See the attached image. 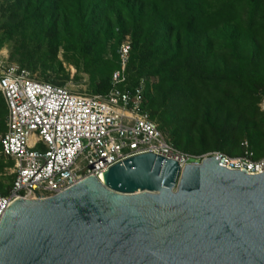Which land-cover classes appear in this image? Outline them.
<instances>
[{
	"label": "trees",
	"instance_id": "trees-1",
	"mask_svg": "<svg viewBox=\"0 0 264 264\" xmlns=\"http://www.w3.org/2000/svg\"><path fill=\"white\" fill-rule=\"evenodd\" d=\"M125 35L126 89L144 80L142 108L174 148L232 157L246 141L264 156V0H0V49L40 82L63 86L66 63L105 94ZM4 116L0 96V132ZM12 164L0 149V177Z\"/></svg>",
	"mask_w": 264,
	"mask_h": 264
},
{
	"label": "water",
	"instance_id": "water-1",
	"mask_svg": "<svg viewBox=\"0 0 264 264\" xmlns=\"http://www.w3.org/2000/svg\"><path fill=\"white\" fill-rule=\"evenodd\" d=\"M128 156L0 219V264H264V170Z\"/></svg>",
	"mask_w": 264,
	"mask_h": 264
},
{
	"label": "built area",
	"instance_id": "built-area-1",
	"mask_svg": "<svg viewBox=\"0 0 264 264\" xmlns=\"http://www.w3.org/2000/svg\"><path fill=\"white\" fill-rule=\"evenodd\" d=\"M129 51L125 35L116 50L118 68L111 73V88L103 95L74 93L35 80L13 63L0 64V96L6 109L0 149L13 162L10 186L0 194V219L14 199L53 196L142 152L161 151L160 157L180 168L215 157L228 169L249 174L264 170V156L253 158L246 141L239 143L241 154L232 157L220 151L193 155L174 148L142 108L144 80L126 89Z\"/></svg>",
	"mask_w": 264,
	"mask_h": 264
},
{
	"label": "rangeland",
	"instance_id": "rangeland-1",
	"mask_svg": "<svg viewBox=\"0 0 264 264\" xmlns=\"http://www.w3.org/2000/svg\"><path fill=\"white\" fill-rule=\"evenodd\" d=\"M8 51H9V43H6L0 49V64L2 65L10 64L7 61ZM58 57L59 59H61L60 54H58ZM62 66L64 67L65 71L68 74V80L63 85V87H65L67 90L74 92V93L89 94L86 75L75 72L74 68L71 65H67L66 63H62ZM75 75L78 77V79L74 78ZM31 76L33 79L38 80L36 79L35 74ZM258 107L261 111H264V97L261 98L260 102L258 103ZM10 176H11L10 168L5 169L4 174L1 175L0 177L1 183H3L4 185L8 184L10 182V180H8V177Z\"/></svg>",
	"mask_w": 264,
	"mask_h": 264
},
{
	"label": "crops",
	"instance_id": "crops-1",
	"mask_svg": "<svg viewBox=\"0 0 264 264\" xmlns=\"http://www.w3.org/2000/svg\"><path fill=\"white\" fill-rule=\"evenodd\" d=\"M5 114H6V109H5ZM5 119V116H4ZM4 122V121H3ZM5 132V126L3 127L2 131L0 132V136Z\"/></svg>",
	"mask_w": 264,
	"mask_h": 264
}]
</instances>
